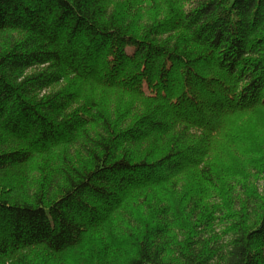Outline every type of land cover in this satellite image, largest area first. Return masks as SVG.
<instances>
[{
    "label": "trees",
    "instance_id": "16d2710c",
    "mask_svg": "<svg viewBox=\"0 0 264 264\" xmlns=\"http://www.w3.org/2000/svg\"><path fill=\"white\" fill-rule=\"evenodd\" d=\"M53 263L264 264V0H0V264Z\"/></svg>",
    "mask_w": 264,
    "mask_h": 264
},
{
    "label": "rangeland",
    "instance_id": "374dc122",
    "mask_svg": "<svg viewBox=\"0 0 264 264\" xmlns=\"http://www.w3.org/2000/svg\"><path fill=\"white\" fill-rule=\"evenodd\" d=\"M4 34H5V36H6V34H7V33H4ZM4 34H1V35H2V37L4 36ZM55 263H56V261H55ZM53 264H54V263H53Z\"/></svg>",
    "mask_w": 264,
    "mask_h": 264
}]
</instances>
